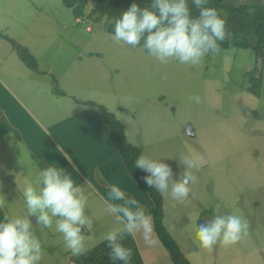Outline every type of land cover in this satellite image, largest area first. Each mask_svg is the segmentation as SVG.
I'll list each match as a JSON object with an SVG mask.
<instances>
[{
	"label": "rangeland",
	"instance_id": "1",
	"mask_svg": "<svg viewBox=\"0 0 264 264\" xmlns=\"http://www.w3.org/2000/svg\"><path fill=\"white\" fill-rule=\"evenodd\" d=\"M92 6L85 8L86 16ZM104 24L105 19L75 22L61 0H0V32L19 44L21 39L44 74L30 72L0 39L1 81L19 104L43 121L87 112L100 120L95 108L81 103L104 106L124 127L127 142L139 147L141 154L172 157L164 162L177 177L183 170L177 166L181 155L203 156L207 163L195 173L190 203L173 206L170 197L161 195L164 227L191 264H264V78L262 73L258 98L248 93L250 72L255 69L253 52L234 47L207 56L198 66L164 65L145 52L115 44ZM52 78L64 97L52 94ZM196 95L198 104L190 99ZM0 102L8 105L5 97ZM3 112L0 109V129H8L0 130V138H7L20 118L8 123ZM28 171L12 178L0 174V196L7 200L2 210H8L10 218L27 214L22 194L26 184H33L29 175L34 169ZM141 192V203L148 202L146 192ZM204 209H212L213 216L244 218L249 225L247 236L235 246L217 245L208 254L195 239L196 222ZM92 211L86 210L93 219L89 248L102 241L104 235L97 228L101 218H108L113 230L112 216L96 208ZM139 245L143 247V242ZM158 264L170 263L160 258Z\"/></svg>",
	"mask_w": 264,
	"mask_h": 264
},
{
	"label": "clouds",
	"instance_id": "2",
	"mask_svg": "<svg viewBox=\"0 0 264 264\" xmlns=\"http://www.w3.org/2000/svg\"><path fill=\"white\" fill-rule=\"evenodd\" d=\"M208 0H151L141 7L132 3L114 20L110 39L131 50L146 52L160 64L171 62L198 66L209 56L218 54L221 43L228 38L225 21ZM192 6L198 15L192 14ZM200 103L198 95L190 97ZM69 164L72 158L61 152ZM164 157L154 159L141 154L134 167L147 173L142 177L148 189H154L174 202L173 206L190 203L191 185L207 163L199 154H183L178 158L177 174ZM26 216L4 217L0 220V264H40L44 252L36 235L35 225L52 229L62 236L65 248L73 256H81L89 249L85 231L93 229V219L87 214L89 203L85 185H77L63 167L50 164L41 170L37 186L26 184L23 189ZM6 198L0 196V208ZM104 210L120 225L104 234L110 249L109 258L119 264H131L132 250L123 244L131 236H139L146 246H153L154 222L151 214L135 199L126 196L117 185H112L104 202ZM30 217H34V224ZM248 222L235 214H216L197 224L195 239L199 247L212 254L217 245L231 247L246 236Z\"/></svg>",
	"mask_w": 264,
	"mask_h": 264
},
{
	"label": "crops",
	"instance_id": "3",
	"mask_svg": "<svg viewBox=\"0 0 264 264\" xmlns=\"http://www.w3.org/2000/svg\"><path fill=\"white\" fill-rule=\"evenodd\" d=\"M223 4L230 7L260 5L264 8V0H223ZM20 43L29 50L21 39ZM4 97L8 105L0 102V109L4 111L3 113H5L8 123L15 120L14 118H20V120H15L19 123V126L17 125V127L9 131L10 137L0 138V140L4 141L0 142V146H2L0 148V174L4 172L5 176L12 178L18 174L29 172L28 168L30 167L34 171L29 176L33 178V184H37L41 170L54 163L71 173L77 185H85L89 197L86 210H89V213H93L92 210L94 208L105 211L104 202L112 185L119 186L126 196H132L146 211L148 210L150 200L141 203L142 189L127 174L118 153L111 146L109 130L102 123L101 118L96 120L93 117H88L86 114L89 112H87L77 114L69 119L59 118L58 121L39 120L18 103L19 101L13 95L11 89L5 86V83L0 79V98ZM73 101L75 102L74 98ZM7 129L8 127L4 126L0 130L5 131ZM62 151L67 152L71 156V164L64 159L61 154ZM117 175H119V180H114ZM14 185L19 187L18 184ZM22 200L24 201L23 194ZM0 210L4 217H9L10 214L7 209L8 213L3 211L2 208ZM26 215L19 214L17 216ZM30 219L34 224L36 223L34 217H30ZM101 221L97 228L104 235L110 230L109 219L101 218ZM112 226L113 229L120 227V225L116 224L114 218H112ZM34 227L44 252L40 264H74L80 257L73 256L65 248L62 236L54 228H43L40 225H35ZM89 234V231L84 233L87 242ZM154 239L156 242L149 247L144 244L139 236L133 238L143 264H158L160 258L167 259L171 264L166 251L161 247L156 237ZM103 241L102 238L101 242ZM139 241L143 242V247L139 245ZM101 242H98L95 246L91 245V248L88 247V251ZM155 248H159L160 251H154ZM55 250H57V254L53 255ZM52 257L54 260H49Z\"/></svg>",
	"mask_w": 264,
	"mask_h": 264
},
{
	"label": "trees",
	"instance_id": "4",
	"mask_svg": "<svg viewBox=\"0 0 264 264\" xmlns=\"http://www.w3.org/2000/svg\"><path fill=\"white\" fill-rule=\"evenodd\" d=\"M62 5L69 9L73 19L99 23L105 19L104 29L110 35L114 31V20L119 18L132 3H137L144 7L151 3V0H61ZM92 3V10L85 15V8ZM191 5V1H189ZM209 7L217 10L220 17L225 21L226 38L220 45L222 50L230 48L250 49L254 55V70L250 72L251 86L248 93L258 98L260 96V87L262 86V73L264 64V8L256 5H240L230 7L223 4V0H208ZM192 14L198 15V10L192 6ZM0 39L8 43L11 50L15 53L17 59L31 72L37 75H44L38 68L35 57L29 50L0 32ZM146 53V52H145ZM52 94L55 96H64L59 90L56 80L52 78ZM76 103H80L75 100ZM87 107L95 108L101 117L102 123L109 130V139L111 146L118 153L121 162L135 184L146 192L150 200V207L147 212L151 214L154 222V235L169 256L171 264H191L181 252L178 244L164 227L163 199L159 192L154 189H148L142 179L146 174L144 171L135 168L134 162L141 150L127 142L124 127L116 119L114 114L110 113L104 106L94 102L81 103ZM213 216L212 209H204L199 213V219L196 226L204 220ZM4 215L0 210V220ZM123 244L132 250L131 264H143L134 240L131 236L127 237ZM110 249L107 242L103 241L96 247L81 255L74 264H119L109 258Z\"/></svg>",
	"mask_w": 264,
	"mask_h": 264
}]
</instances>
